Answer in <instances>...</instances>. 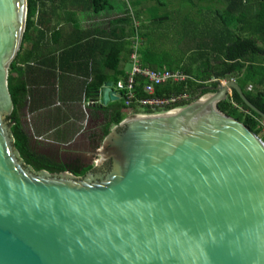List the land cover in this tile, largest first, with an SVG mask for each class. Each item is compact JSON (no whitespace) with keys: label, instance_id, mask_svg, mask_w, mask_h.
<instances>
[{"label":"water","instance_id":"water-1","mask_svg":"<svg viewBox=\"0 0 264 264\" xmlns=\"http://www.w3.org/2000/svg\"><path fill=\"white\" fill-rule=\"evenodd\" d=\"M29 20L27 0H0V264H264V141L217 103L235 90L264 113L235 80L127 115L84 177L36 171L13 145L7 83ZM119 98L108 80L88 106Z\"/></svg>","mask_w":264,"mask_h":264},{"label":"trees","instance_id":"trees-1","mask_svg":"<svg viewBox=\"0 0 264 264\" xmlns=\"http://www.w3.org/2000/svg\"><path fill=\"white\" fill-rule=\"evenodd\" d=\"M151 1L153 11H146L148 18L142 20L143 11L137 10L135 0H88L79 8L81 12L116 13L109 22V31L80 32L61 46L64 34H49L42 22L44 0H27L28 35L10 63L7 77L13 102V145L26 165L53 174L68 171L77 177L95 168L80 160L64 163L34 151L22 123L23 114L31 116L33 138L66 146L83 130L89 115L100 120V144L127 115L154 112L135 101V97L150 96L145 92L147 81L143 76L136 77L130 106L126 107L120 98L87 112L90 107L86 102L93 90L105 81L115 83L126 78L120 62L122 58L130 60L136 35L142 42L139 53L143 67L180 70L189 76L180 82L157 85L152 96L187 93L189 100L179 103L184 107L214 92L218 80L233 78L264 113V0H181L177 13L172 11V0ZM161 19L165 20L154 22ZM217 108L264 141V119L235 90L219 101Z\"/></svg>","mask_w":264,"mask_h":264},{"label":"crops","instance_id":"crops-1","mask_svg":"<svg viewBox=\"0 0 264 264\" xmlns=\"http://www.w3.org/2000/svg\"><path fill=\"white\" fill-rule=\"evenodd\" d=\"M88 0H44L43 2V17L42 22L47 28L49 34L54 32L61 31L64 34V39L61 41L60 45L63 46L70 42V39L79 35L80 32L87 31H109V22L113 20V16L116 15L115 12H103L99 15H93V13H89L86 11L79 10L81 5L85 6ZM138 11H143L142 20L148 18L146 11L152 12V1L151 0H135ZM73 2V3H72ZM141 2V3H140ZM181 0H172V8L173 12L177 13L180 8ZM140 3V4H138ZM176 16H174L175 18ZM137 26L140 24L135 22ZM59 45V46H60ZM130 60H126V58H122L120 62L121 68H123L124 72H128L131 70V62ZM130 64V67L127 65ZM114 83V82H113ZM111 102V101H109ZM108 102V103H109ZM89 105V99L86 102V106ZM89 107V106H88ZM90 114L91 108L87 110ZM31 116H28L30 118ZM91 115L88 116L87 120L84 122V129L88 127V123L92 122ZM100 124V121H99ZM99 129V127H98ZM99 146L96 145L97 150ZM95 151L94 154H95Z\"/></svg>","mask_w":264,"mask_h":264},{"label":"built area","instance_id":"built-area-1","mask_svg":"<svg viewBox=\"0 0 264 264\" xmlns=\"http://www.w3.org/2000/svg\"><path fill=\"white\" fill-rule=\"evenodd\" d=\"M141 46V39L139 35H136L131 45L132 52L130 54V62L132 64V68L126 73V78L118 79L115 83H113V88L120 93V98H123L124 105L126 107L131 105V101L135 97L136 77L143 76L147 81L145 85V92L150 96L135 97V101L139 106L150 107L154 110V112L151 114L138 113L139 115H157L182 108L183 106H179V103L189 100L187 93L182 92L165 97H155L152 95L154 94L157 85H161L166 81L180 82L187 79L189 76L180 70L143 67L141 65L139 53Z\"/></svg>","mask_w":264,"mask_h":264},{"label":"rangeland","instance_id":"rangeland-1","mask_svg":"<svg viewBox=\"0 0 264 264\" xmlns=\"http://www.w3.org/2000/svg\"><path fill=\"white\" fill-rule=\"evenodd\" d=\"M161 1L165 2L167 0H161ZM167 26L168 24L163 26L162 29L165 30ZM130 64H128L127 67H130ZM131 68H132V64H131ZM221 80H227V79H221ZM209 93H206V94H209ZM92 120L93 122L89 123L88 130H86V131H89L88 135H85V137H83L82 139L80 138L82 135L79 136V140H78L79 145L75 144L72 146L71 144V145L63 146V145L52 143L50 141H46L44 139L33 138L32 131L30 128L31 127L30 118H28V116L25 114H23V117H22L23 126L31 138V147L34 151L45 154V155H49L55 160L64 161V162H69L71 161L72 158H81L82 160L85 161L87 165H94L96 167L97 156H96V153L94 154L93 151H95L94 146L95 145L99 146L100 144L98 142L99 137L98 138L97 137L94 138V137L99 134V129L97 128L99 127L100 120H96L93 117H92ZM90 140H94L95 144L89 143ZM98 168H101V167H98Z\"/></svg>","mask_w":264,"mask_h":264},{"label":"flooded vegetation","instance_id":"flooded-vegetation-1","mask_svg":"<svg viewBox=\"0 0 264 264\" xmlns=\"http://www.w3.org/2000/svg\"><path fill=\"white\" fill-rule=\"evenodd\" d=\"M92 119V118H91ZM92 122H93V120H92ZM92 122H90V123H92ZM87 125H89V123L87 124ZM98 129V128H97ZM86 130H88V127L86 128V129H84L83 128V130L77 135V137L75 138V140L71 143L72 144V146L73 145H75V144H77V145H79V142H78V140H79V136H81L80 138L82 139L83 137H85V135H88V133H89V131H86ZM86 131V132H85ZM98 138V136H95L94 138ZM89 143H92V144H95V141L94 140H90V142ZM70 144V145H71ZM94 148L96 149V145L94 146ZM93 148V149H94ZM94 149V150H95ZM75 160H80L84 165H87L86 163H85V161L84 160H82L81 158H72L71 159V161H69V162H73V161H75ZM62 162H64V161H62ZM64 163H67V162H64ZM105 166H106V162L103 164V166L101 167V168H97V169H105Z\"/></svg>","mask_w":264,"mask_h":264},{"label":"bare ground","instance_id":"bare-ground-1","mask_svg":"<svg viewBox=\"0 0 264 264\" xmlns=\"http://www.w3.org/2000/svg\"><path fill=\"white\" fill-rule=\"evenodd\" d=\"M222 83H226V82H222Z\"/></svg>","mask_w":264,"mask_h":264}]
</instances>
